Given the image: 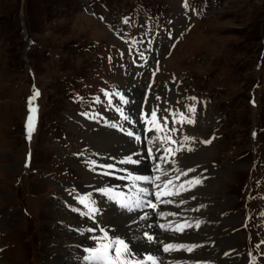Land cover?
Returning <instances> with one entry per match:
<instances>
[{
	"label": "rangeland",
	"instance_id": "obj_1",
	"mask_svg": "<svg viewBox=\"0 0 264 264\" xmlns=\"http://www.w3.org/2000/svg\"><path fill=\"white\" fill-rule=\"evenodd\" d=\"M142 9L154 47L149 68L137 66L139 22L130 18ZM152 80L148 107L159 96L184 112V131L201 137L217 165L215 173L194 167L199 182L178 198L199 242L191 256L230 248L264 264V0H0V264L77 257L85 227L72 206L89 222L84 195L99 184L96 172L106 177L86 156L102 132L85 115L106 92L140 101L135 90ZM167 163L171 172L176 163ZM225 227L237 233L231 247ZM93 235L92 246L98 237L106 243L100 229Z\"/></svg>",
	"mask_w": 264,
	"mask_h": 264
},
{
	"label": "bare ground",
	"instance_id": "obj_2",
	"mask_svg": "<svg viewBox=\"0 0 264 264\" xmlns=\"http://www.w3.org/2000/svg\"><path fill=\"white\" fill-rule=\"evenodd\" d=\"M143 43L144 42H141L142 45ZM147 66H149V64L145 65V67ZM147 78L148 77L146 75L145 80H147ZM135 92L139 93V90H135ZM169 92H172V91H169ZM165 100L161 98H157L156 105L157 107L158 106L164 107L165 110H163V108L162 110H159L160 114L162 115L161 117H166L169 119H167V123H165L164 120L162 119H159L157 123H154L155 126L153 128L156 130H152L151 135L154 134L155 132L164 134L161 140V144H164L167 149L168 148L171 149L172 153H174V159L180 160L182 164L179 166H176L174 169H171L170 170L171 172L164 171L163 173H161V174H164L163 175L164 177L161 179V181H165L166 177L169 178L171 176L172 177L177 176L176 175V172H177V174L181 176V181L186 184L187 180L184 181V177L186 176L185 169L189 167L192 168V170L194 169V167H196V168H200V170L201 169L205 170L207 173H210V172L215 173L216 172L215 167L211 165L209 162L210 151L202 145L203 141L201 140V137H197V136L188 134L187 132L183 131V128L185 127L184 125L186 123V118H187L186 116L183 115L185 113L183 112V114H181L179 113L180 111L179 112L176 111L175 108H174L175 110L171 109L172 106L170 102L168 103ZM171 102L173 103V101ZM181 107L183 109L182 105ZM138 110H139L138 108H135L136 112H138ZM99 111L102 115L109 117V120H110V117L112 118L111 119L112 121L117 120L114 118V116H117L115 110L114 112L107 111L105 109V106L100 105ZM182 111H184V109ZM95 113L98 114V111H96ZM132 118H133V115H130L128 113V119L130 121L134 120ZM196 118L198 117L196 116ZM115 123H119V122H115ZM137 123H138L137 119L135 118V120L130 123H127V124L121 123L122 125L119 126V129H125L128 132L133 131L137 133L138 135L139 133L136 131L137 126L139 127L140 131L144 130L145 127L144 125L142 124L139 125ZM108 124H110V122ZM101 128H102L101 129L102 136L101 135L95 136L97 141H95L94 146H97L96 149L88 151L87 155L92 159V162L94 165L113 163L121 171L116 172L115 167L113 165H108V168L110 169L111 174L118 173L120 175L112 176L111 179L108 180L106 178H100L99 177L100 174H99L98 176L99 179L97 178V181L99 180L100 182L98 183H100L101 185L104 184L105 181H107L108 187L116 186L118 188L117 190L120 191L121 193L128 192L130 195H133L134 197L135 193H138V192L137 190L134 191L132 190L131 187H129V184H127V177L124 175L123 171H126V172L132 171L133 174L134 173L138 174L141 172H146L147 174H151V172L146 168L147 165H145L144 163L145 159H144L143 150L145 149L139 146L140 140L143 141L142 140L143 137H141L140 135L137 136L139 137V139H137V137L133 138L131 136L126 137L123 134L120 135L118 133L116 134L111 133L112 131L110 130L111 132H109L107 128H104V127H101ZM168 134H172L173 136H176L178 138V141L176 143L177 145H174V141L168 139V137L165 136ZM150 142L153 143V141H150ZM163 164L164 163L162 162V165ZM125 165L127 166V168H124ZM192 170H189L191 172L189 175L194 174V171ZM157 171L159 173L160 167L157 168ZM119 177H124L125 180H122ZM192 179L194 180V178ZM126 184L128 185V188L123 189V186H125ZM148 188H149V185L146 184L145 189H148ZM179 189L184 191L180 182L176 183V190H179ZM159 194H160L159 190L156 191L154 188H151L148 196L149 198L154 199L156 195H157L156 197H159L160 196ZM180 196H181V193L178 194L177 197H175L176 203L171 206V209L175 212H178V208H179L178 203H180L178 202V198ZM135 197L137 199V203H136L137 210L136 211L133 210L134 212L129 213L128 211H124L123 209H121V207L113 203L109 197L107 196L105 197L104 194H102L101 196V193H99V190L97 191L92 190L86 193L84 195L85 199L83 200L87 202V203L85 202V204L88 207L92 208L90 209V213L92 216L89 218L90 220L89 222L87 221L85 222L84 219H82V216L78 215V214L84 215L81 208L79 209L78 207L72 206V208L74 209V212L77 210L75 212V215L78 216L77 219L79 220V222H81L80 224L76 225L78 226L77 228L85 227L84 234H83L84 238H80L79 242H81L82 240H85L86 244H82L81 250H80V247L76 245V249H77L76 258H72L74 255H72L70 258L65 257L66 259H60L61 257L58 256V258H56L55 260V264H65V262H68V264H74V263L76 264V262H79L81 264H100L97 260L99 255H104V256L107 255V257H110L112 264H124V261L128 259L135 261L137 264H184L183 259H185V261L186 259H188L193 264H247L248 258L246 259V257H244L242 253L237 251V249H230V248H229V251L225 252L223 255H221L219 252L213 253L214 252L213 251L212 254H215L216 257L212 256L211 258L202 259V260L192 257L190 254L191 251L195 250L196 247L198 248V245H199L198 244L199 242H196L197 238H195L196 231H185V233L193 235V236H190L192 238L191 240H186V238H184L185 233L182 234V233H178L176 230L173 231V228H171L172 223L168 225L167 223H163L166 226L160 225L159 222L162 221L161 218L157 219L158 224L160 225V229H157L156 226H154L153 224V221H154L153 219L150 220L149 218H147V216L144 217V214H147V213L150 214V212L145 211L140 207L142 205L141 203L142 200L138 199L139 198L138 196H135ZM66 207L67 209L69 208L68 205H66ZM206 210H208V208L204 207L202 209L203 211L202 216L208 213V212H205ZM137 211L140 214H137L138 213ZM139 217L140 218L142 217V219H140ZM182 217H179V219H175L174 221L175 222L185 221L183 220L185 215L184 216L182 215ZM229 220L230 219H227L226 221H229ZM248 222L243 225L244 228L248 226ZM190 225L191 224H187L186 226L187 230L190 229ZM101 226L106 227L107 230L111 233L112 238H115V240L113 241L111 245V248L106 247L105 244H99L101 248L95 249V246H92L91 244L92 242L91 233L96 232V228L101 227ZM225 228L226 229L224 231H221L222 239L223 241H226L224 243L230 246L231 245L230 242L233 236H235L234 234H237V233L233 234V232L231 231L232 228L231 229H227V227ZM90 229H95V230L90 231ZM149 235H151L152 237L151 240L148 239ZM166 235H168L169 238ZM122 236L127 237L130 240L132 239L131 242L129 243L123 242L122 244L119 243V241H121L119 237H122ZM198 239L200 238L198 237ZM209 243L210 242L208 238H206V244L203 243V248L207 247ZM125 245H127V247H125ZM167 246H172V247L168 249ZM87 249H90L89 250L90 252L86 253ZM107 257H106V261L108 260ZM155 259L157 261H155Z\"/></svg>",
	"mask_w": 264,
	"mask_h": 264
},
{
	"label": "snow or ice",
	"instance_id": "obj_3",
	"mask_svg": "<svg viewBox=\"0 0 264 264\" xmlns=\"http://www.w3.org/2000/svg\"><path fill=\"white\" fill-rule=\"evenodd\" d=\"M36 94L38 95L39 93H36ZM190 111H195V109H190ZM153 115H154V113H153ZM161 119L164 120L165 123H167V119H166L165 117H161ZM189 122L191 123V122H193V121L189 120ZM128 134H129V135H132L133 133L129 132ZM137 139H139V137H137ZM153 207H155V205H153ZM129 210L131 211V209H129ZM94 230H95V229H90V231H94ZM101 231H103V229H101ZM148 239L151 240L152 237L149 236ZM119 243L122 244L123 241H119ZM125 247H127V245H125Z\"/></svg>",
	"mask_w": 264,
	"mask_h": 264
}]
</instances>
